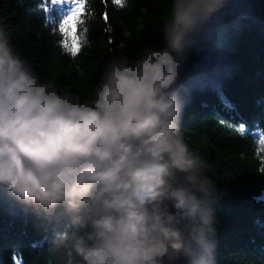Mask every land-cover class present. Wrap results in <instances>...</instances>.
<instances>
[{"label":"clouds","instance_id":"clouds-1","mask_svg":"<svg viewBox=\"0 0 264 264\" xmlns=\"http://www.w3.org/2000/svg\"><path fill=\"white\" fill-rule=\"evenodd\" d=\"M234 2L172 0L164 46L111 59L86 99L43 81L0 26V194L54 225L53 264H215V186L177 85Z\"/></svg>","mask_w":264,"mask_h":264},{"label":"trees","instance_id":"trees-1","mask_svg":"<svg viewBox=\"0 0 264 264\" xmlns=\"http://www.w3.org/2000/svg\"><path fill=\"white\" fill-rule=\"evenodd\" d=\"M171 2L125 0L121 7L87 0L78 25V32L87 28V43L75 57L52 25L62 16L44 12L50 0H0V26L43 81L86 99L111 59L134 62L146 49L164 46ZM212 41L198 64L195 41L182 72L196 64L195 75L177 85L182 135L210 166L215 264H264V24L242 16ZM53 227L0 194V264H53Z\"/></svg>","mask_w":264,"mask_h":264},{"label":"water","instance_id":"water-1","mask_svg":"<svg viewBox=\"0 0 264 264\" xmlns=\"http://www.w3.org/2000/svg\"><path fill=\"white\" fill-rule=\"evenodd\" d=\"M242 16H250L254 21L264 24V0H235L229 10L223 15V18L211 25L196 40L198 46V56L196 64L205 59L213 49L212 36L216 33L225 31L235 21ZM196 64L181 74V78L185 76H194Z\"/></svg>","mask_w":264,"mask_h":264},{"label":"snow or ice","instance_id":"snow-or-ice-1","mask_svg":"<svg viewBox=\"0 0 264 264\" xmlns=\"http://www.w3.org/2000/svg\"><path fill=\"white\" fill-rule=\"evenodd\" d=\"M114 2L123 7L125 0H114ZM52 8H44V12L51 14L55 8H63L65 4L70 5V8L66 15L62 19L57 20L55 24L59 26V32L62 34V40L60 41L64 51L75 57L78 55L80 49L87 43L84 38V33L87 32V28H84L82 32H78V25H83L85 11L87 10V0H50ZM105 19L107 16L105 15ZM46 23H48L46 21ZM243 130V128H242ZM264 144V140L261 141Z\"/></svg>","mask_w":264,"mask_h":264},{"label":"rangeland","instance_id":"rangeland-1","mask_svg":"<svg viewBox=\"0 0 264 264\" xmlns=\"http://www.w3.org/2000/svg\"><path fill=\"white\" fill-rule=\"evenodd\" d=\"M52 7H53V6H52ZM69 8H70V5L65 4L64 7H63L62 9H61V8H55V9H56V11L59 12V15H61V16L63 17L64 15L67 14ZM55 9H54V10H55Z\"/></svg>","mask_w":264,"mask_h":264}]
</instances>
